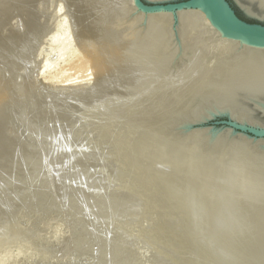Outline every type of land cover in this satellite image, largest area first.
<instances>
[{"label":"bare ground","instance_id":"6f19581e","mask_svg":"<svg viewBox=\"0 0 264 264\" xmlns=\"http://www.w3.org/2000/svg\"><path fill=\"white\" fill-rule=\"evenodd\" d=\"M55 1H53V5L56 4L57 1ZM123 1L125 3L123 2L118 5L117 13L123 16V22L125 24V28H127L128 31L130 41L126 43V46L128 45V47L131 48L130 45L133 41V43L136 42V44L140 46L138 47L139 49L141 48V46H143L144 48L143 52L141 50L143 48L140 49V51L143 53V56L141 54L138 55L139 57L136 54L131 55H134L132 59H137L136 61H139L138 58L141 59L140 56H142V59L140 61L142 65L141 67L142 69L144 68V72H146V78H144L145 74L142 71L144 74L143 78L145 79L143 83L141 85L139 84L140 86H137L138 83L143 80V78L141 80V76H143V74H140L141 76L138 74L140 77L138 76L139 82L137 83L136 81L137 85L135 82H132L135 78L131 79V81L128 79L129 84L131 82L133 84V87H135V85L137 86L135 89H133L131 85H129V88L133 89L129 90V88L124 84L125 79L127 80V76H125V74L128 70L123 71L119 69L125 63L124 60H128L129 52H135L136 47L133 48L135 50L130 49L133 51L128 52L126 49L121 51L119 48V34H116L114 32H107L109 35L103 33L101 34V36H104V38H101V36L99 35V39H97L94 35L96 42L98 40L101 41H98L97 43L94 42L95 40L93 41V38L89 40V38L87 37V41L94 42L95 45H92L91 43L92 47L98 44V48L94 49H99L98 51L100 59H94V61L96 62L94 63L92 55L90 56L89 54L88 58L93 61L91 62V64H93L94 66L89 63V60H80L82 63L78 64L77 61L76 68L79 72L85 74L88 68H95V66L98 65L97 61L99 60L98 62H100L101 64L98 65L100 67V71L103 70V63L104 69L108 71V73L119 70L118 73L114 76V78L118 83L123 82L124 87H127L129 92L125 93L124 99L119 101L116 100V97H114L115 99L111 97L113 99V105L112 103H108L105 100L104 102L107 105L111 104V106H114V111L116 114L114 113L113 109V113H111L112 111L110 109H107L110 110L107 113L115 114L117 120H119V123H124L123 125H125L126 128L130 126L129 124L132 121H135V123L137 122V124H133L132 122L131 124L133 126L130 127L132 129L134 128L133 130L135 132V136L138 135V130H140V133L138 135L139 137H141V135L144 133L143 136L145 137L142 136L143 139H138L143 143V145L141 144L142 147L144 146V144L148 146L146 148V151L148 149V152L144 151V155H146V153L148 155L151 154H149L150 147L156 150V152H161L165 149L166 153L169 154L167 155V157L170 156L172 160L169 159L170 157L168 158L169 161L167 160V158L165 160L162 158V160H164L165 162L167 161L166 165L171 160V162H174L176 166L175 168H173L171 165L172 163H169V167L164 166L165 170H167V173H162V169H159V171L161 172H158V168H160V166L158 168L156 166L161 163H157L156 166V163L153 164L154 166H150L149 163L151 160V155L150 157H148L147 155L146 158L142 154L140 150V148L142 149V147L140 146L139 149L135 150L136 154L134 152H131L129 146L127 148H129L130 150L126 148L129 143L125 144V140H123L125 142L123 143L121 139L120 143L123 145L125 144L124 153L126 152V150H129L128 154H126V158L124 157L123 151H121L123 155L120 154L119 147H121V150H123L122 148L124 147L119 144L120 138L118 139V144L121 146L118 145L117 148L114 147V154L118 152L119 158L122 155V161L124 160L126 162L125 170H122L124 175H122L121 171V174L119 175H122L123 178L133 177V180L134 178L136 180V177H138L137 180H139V182L137 181V183H139V185L133 184V186L137 185V187L135 186L137 189L139 186L138 193L134 192L136 189L132 190L135 195H138L139 191L141 190L140 195H138L140 196L139 199L141 198V192L145 197L142 200L140 199V202L138 203L134 202L138 199V196L136 200H134L135 197H133L134 199L131 197L133 199V203L139 205L138 210L136 205V209L133 210V212L136 210V214H138L137 211L140 213L141 218H138L137 216L138 220L136 222L142 224L143 227L140 228V226H138L139 230H136V225L135 227L133 226V228H135L134 230L132 227H130V225L137 223L131 222L128 218L129 223L131 222V224H128V228L127 226L125 227L127 228L125 229V233L127 232V230L130 231L129 228H132L134 231H138L135 232L136 235L134 234V238H136V241L135 239H132L133 236L131 235L134 231L132 233L129 232L127 234L129 235L131 233L130 235L132 237L129 236V240L132 239L134 240V242H136V247L134 244L132 245L133 248L135 247L134 251H138L141 248L143 250L139 251L138 253L137 251H132V249L130 251L134 253L130 252L129 255V242L125 243V241H128L126 237L127 234L126 236L123 235L125 239H123L122 235H120L122 238L120 237L119 239V237H117L118 239H115L116 237L113 235L114 239L113 237L111 238L113 240H116L113 242V240L110 238L112 240L113 245H109L111 243L110 240V243L108 244L109 247L107 244H105L107 242L103 243V246L105 244L106 248L100 247L101 257L99 258H102V260L99 259V261H104V264H107L106 262H109L108 264H264V140H255L241 133L236 134L230 129L218 130L212 128L199 127H195L194 129L191 128L193 124H197L204 118L206 119L207 117H210L211 115H214L216 113L229 114L234 120L239 121L242 124H251L254 126L264 127V48H255L252 46L243 45L239 42L223 37L215 28L212 27L208 19L200 11H183L178 13V24H176L174 23V16L171 14H155L144 16L136 11L132 0ZM148 1L159 2L165 0ZM235 1L246 11L248 15L257 16L264 19V0ZM59 4L60 2L58 1L57 5ZM57 10L58 9L56 6L55 9L52 10V12L56 15L58 12ZM109 22L107 23L110 24ZM84 35L85 33L83 34V36ZM86 36L87 35H85V37ZM59 39L61 38L59 37ZM61 41L62 42H60V40L58 41V38L56 40L57 44L58 42H60V44L62 45L63 40ZM54 43L55 42H53V46ZM89 43L90 42H87V44ZM91 46L89 45V47ZM91 48H89V50L90 53L93 54L94 52L93 49L91 52ZM129 48L127 49L129 50ZM98 51L96 52L98 53ZM42 52L44 53V51ZM38 54L41 53L39 52ZM95 56L99 57L97 54ZM88 58L86 55L85 59ZM127 60L126 62H128L130 58L128 61ZM129 63H131V60L129 61ZM136 63L137 62H135V66H138L140 64L139 62L137 64ZM71 67L70 69L72 70ZM98 69L99 68L97 67L96 70ZM105 70L104 72H101L103 75L104 73H106ZM100 71H98L99 73L96 74L100 75ZM140 71L141 69L136 73H140ZM79 75L80 73L78 74V76ZM103 75L101 76L103 77ZM108 75L110 76V74ZM107 76L104 78H107ZM135 76L136 78H138L137 74ZM74 82L75 83H72L70 86V93L74 96L75 99L88 97L89 95L94 97L96 95L97 92L95 90H97L98 87L95 89L94 84L92 85L89 82H80L77 79H75ZM119 84H117V86H119ZM121 85L117 87V90L119 91H117V94L120 93L119 89H121ZM124 87L122 86V88ZM97 91H99V89ZM100 91L103 92V90ZM106 91L107 93L108 91L112 93V90L107 89ZM121 91L123 92V90ZM1 92H3V89L1 90ZM100 93H97V95L100 96ZM3 94L5 93L3 92ZM97 95L95 96V99L92 97L95 102V105L97 102ZM104 95L107 96L106 94ZM4 96H2L3 99ZM101 96L98 98V100L100 99V101ZM119 98L121 99V97ZM104 99L106 98L104 97ZM115 100L118 102H115ZM100 101H98L99 105L105 104L104 102L103 104H101ZM114 102L116 104H114ZM103 106L104 108L107 107L106 105ZM92 114L90 116H92ZM71 121L72 124L77 122L78 125H80V121L78 122V119L73 121V118H71ZM66 123L65 126L67 129H63L61 127L56 131L60 130V134V132H62L61 130H63L64 133L62 137L64 139L66 138L67 141V138L69 136H65V131L69 130V128ZM69 124L72 126L71 122ZM91 124H94V122L90 123V127L88 126V122L86 124L89 129L87 127H84L85 123L84 126L82 124V130L83 128L87 129H85V134L87 133V131L88 133L91 131L90 128L93 127L91 126ZM74 125H76V123ZM100 125L101 124H99L98 127H100ZM71 126L70 130L74 127L77 129V125L74 127ZM95 126L96 125L94 124L93 129L95 128ZM142 126L146 129H143ZM105 127L106 129H108L106 125ZM105 127L102 126V128L104 129ZM75 128L72 130L74 131ZM126 128L125 131H127V135L130 134V131H133L132 129L128 131L126 130ZM111 129L112 128H109V131L104 130L105 133L101 134L102 136H106L107 132L109 133V135L104 137V141L105 139L106 141L108 140V142L106 143L103 142L102 144H98L96 141L97 139H100L97 137L102 136L95 135L94 137L92 135L95 139L94 141L96 142V148L98 145L99 147H101V149H103L105 148V144H109L111 142H113L114 146L117 145V143H115L117 142V139H115L114 141V137L112 136L114 135L112 134L113 132L111 133L112 135L110 134ZM70 132L73 136L75 134V136L77 137L76 132H74V134L72 131ZM67 133L68 135L71 134L69 133V131H67ZM54 134H56L55 137L57 139H62L61 136H57V132ZM79 134L81 135L82 133H78V135ZM39 135L43 136L40 133ZM50 135L52 136L53 133ZM86 135L90 136L91 134ZM109 136H112L113 138H110L112 140L111 142H109ZM53 137H51L52 139H50L52 140V143H54ZM73 138L75 139V137ZM59 139L58 141L60 142ZM77 139L78 138H76V141L71 140L70 142L75 141L77 144V142L81 140V143L80 145H78V148L79 146H81L82 149H85V147L87 148L90 146V142L89 146H86L88 142L86 141L87 143H84L86 145H83L82 141H85V139H88L90 141L91 138H79L78 141ZM101 140L103 141V137L101 138ZM49 141L48 145L51 144L49 143ZM64 141L65 140H63L62 143ZM66 141L64 143H66ZM92 141L93 138L91 139V145L95 147L94 144H92ZM59 142L57 143V145L62 144ZM67 142L69 145V138ZM55 145L53 144L52 146H54V149L56 148L57 151L60 147H55ZM71 145L72 143L70 144V146ZM102 146L104 147L102 148ZM154 146H156L157 148ZM65 147H67V145ZM65 147V151H63L62 154L68 152ZM158 147H162V150ZM69 148L70 147L68 146V149ZM72 148H75V146L73 145ZM60 149L58 150L59 153ZM82 149L80 150V152H78L79 156H82L81 153L85 151ZM88 149L91 150L92 147L90 146V148ZM101 149L98 150L93 148V150L97 152V155L98 153L100 154V152L103 151ZM116 149L118 151H116ZM143 149L145 150V146ZM152 149L150 150L153 154H155L153 155L155 157L157 153L155 151L154 153ZM72 150H70L69 152H72ZM90 150H88V152ZM74 151H76V149L73 150L71 157L78 158L79 156L76 157L77 152L74 153ZM109 151L110 149L108 150V152ZM95 152L92 153L95 154ZM130 152L135 154L133 158V154H129ZM73 153L76 155L74 156ZM83 154L86 153L84 152ZM161 154L163 156V152ZM161 154H157V156L159 157ZM89 155L91 156L92 154L89 153ZM128 155H130L131 158L135 159V161L137 162L136 164H134V167V160L133 163L132 161L130 163H127L126 159L128 160V158L130 157H128ZM110 156L108 157L110 158ZM157 156V159L153 158V161L151 160L153 163L159 160ZM108 161L110 162V160ZM147 161L149 162L148 165L151 167V169L152 167H155L153 168L154 175L152 174L153 169L151 170V174L149 173L150 170L147 171L148 168L150 169V167L146 164ZM116 162H118V160H115L114 163ZM123 162H118V165L119 163H122L121 166L124 165L125 162L124 164ZM131 163L132 165L130 166L129 164ZM107 164L109 165V163ZM107 164H105V166L108 172V170L110 169H108L109 167H107ZM143 164L146 165L147 176L142 172V169L145 170V165ZM111 165H114L113 162L111 163ZM127 165H129V167H127ZM89 167L92 168L91 166H88L87 168ZM87 168H84V173L86 174L91 171L90 168L87 171ZM106 168L103 169V172L107 174V172L104 171L106 170ZM123 168L124 166L122 167V169ZM126 168H128L129 171H127ZM169 168L170 170H172V172L173 169H176V172L170 175L171 171L168 172ZM120 169H115L114 165V168L111 171L113 173L115 170H117L115 171L117 173ZM155 170L157 172H155ZM128 172V175L130 177L126 176V173ZM112 173L111 177H109L108 175V177L111 178L110 181L113 180L114 183H116V181L119 180V182L117 183L120 184V176L118 175V180H115L117 179V176L115 177L114 175V178H112L114 174ZM178 175H180V177L182 175L183 180ZM128 180H130V182L132 181L131 178ZM121 181V184H123L125 187V184L123 183L124 180L121 179ZM51 182L52 181H50L49 183V181H47V183L49 184H52ZM53 182H55V180ZM127 182L129 181H126L125 183ZM130 182L127 184H131L132 186V183ZM54 184L51 186H54ZM114 190L112 192H114ZM117 192L116 194L119 193ZM33 193L35 194V192ZM120 193L122 195L116 196H122L121 198L123 199V194L125 192L121 191ZM126 193L124 195H127ZM134 193H132V196L134 195ZM36 197L37 198L34 199L40 200L42 205V203H44V201H41L42 198H39V196H37V193ZM73 197L74 198L70 199L72 202L70 201L68 203H71V205H76V201L74 204V201L72 200H75V196ZM125 198L126 197H124L123 200H125ZM107 199L109 198L107 197ZM126 200H128V198ZM131 202L132 201H130V203L128 202V205L125 204L129 207L127 209V211L129 210V212L127 213L130 215L133 213H130V210L134 207L133 203L132 208L129 206ZM4 203L7 204L8 202L5 201ZM68 203H66V205H69ZM107 203H109V201H107ZM117 204V207L115 205L114 206L116 208H119L120 204ZM45 205H48V203H45ZM112 207L113 206H111L110 209ZM46 208L49 212L50 208L48 209V206ZM52 209L53 208H51L50 210L52 211ZM114 209L111 212H115ZM120 209H122V207H120ZM64 210H61L62 214ZM108 210H106L105 212H107ZM115 210L118 211L119 209ZM59 212L60 211H58L59 215L56 212L54 214L49 212L50 215H44L37 225L31 223L28 216H20L21 214L12 215L16 216L15 218L8 216V220L6 219V217L3 218L6 220L0 222V264L4 261H1V252L6 250L7 248L22 246V243L23 246L28 247L27 244L24 245V242L29 244L32 243V245L30 244L31 247L35 244L33 242L36 241L38 236H43L47 238L48 241H52L53 239H55V237L59 235L61 237L64 235V238H70V233L72 232L71 226L69 227L68 233H66L67 231H63V234L62 232H57L58 229H60V226L58 227V225L56 224H59L60 221L56 222V217H58V220L61 221H63L64 219H60L62 215ZM124 212H120V214L117 213V215L116 213H114V216L116 215L115 217H118L119 215L124 218V216L127 214H124ZM92 213L93 212L91 210V214ZM122 214H124V216H122ZM165 214L169 216V219L168 217L167 219H165ZM10 218L12 219L9 220ZM53 218L56 222V228H53L55 226H53L52 224L49 223L51 226H49L48 224V222H54ZM119 218H116L118 222L120 220ZM122 219L121 222L124 221V219ZM139 219H143L144 221L140 220V222H138ZM110 220L107 221L109 222ZM0 221H2V219ZM127 221L128 220L126 218L125 222ZM132 221H134V219ZM116 222L117 221L115 220V224H117ZM125 222L123 223L125 224ZM45 225L46 228L48 226L49 229L44 228ZM59 225L63 226V224L61 223ZM51 228L55 230L58 228L56 233L59 235L53 233L55 231L53 229L50 230ZM116 230L118 232V228H116ZM178 231L182 232L180 233ZM64 232L66 234H64ZM122 233L124 234L123 231ZM145 238L146 240H148V242L144 240ZM121 239L123 241H121ZM143 240L148 244H153L154 248L152 249L151 247H149L148 244V246L145 244L144 246ZM140 244H142L141 246H143L144 248L141 246V248H138Z\"/></svg>","mask_w":264,"mask_h":264},{"label":"rangeland","instance_id":"374dc122","mask_svg":"<svg viewBox=\"0 0 264 264\" xmlns=\"http://www.w3.org/2000/svg\"><path fill=\"white\" fill-rule=\"evenodd\" d=\"M53 1L55 0H0V100H1L0 101V220L2 219V221L0 222H3L6 219L8 220L7 218L8 216L15 218L16 216H12V215L21 214L20 216L22 215L26 217L28 216V218L30 219V222L33 223L34 225H37L44 215L46 216L50 215L49 212L53 214L56 212L58 214V211H60L59 213L62 215L60 219H63V218L64 219L63 221H61V220H58L59 219L58 217H56L57 219L56 222L60 221L59 224L61 223L63 224V226L56 224L58 225V227L60 226L59 227L60 229L57 228L58 231L57 229L56 230L53 229L57 227L55 225L56 222H55V219H54L55 217H54L53 218L54 220L52 219L54 222H48V224L50 223L53 226H55L51 228L50 230L53 229L55 231L53 233H56L57 231L58 233L62 232L63 234V231L65 232L67 231L66 233H68L69 227L71 226L72 232L70 233V238L68 237L64 238V235L61 237L59 234L56 233L59 236L56 235L57 237H55V239H53L52 241H48L47 238L43 236H38L36 241L33 242L35 244L31 247H30V244L32 245V243L29 244V243L24 242V245L27 244L28 247L23 246V243H22V246L7 248L3 252H1L2 253L1 257L5 258V259L1 258V261L2 260L5 261V262L4 261L1 262V264H104L105 263L104 261H99V259L102 260V258H99L101 257L100 247L106 248L105 244L108 245L110 243V240L112 239L111 237H113V235L116 237L115 239H118L117 237H119L120 239L121 237L120 235L126 236L127 233L129 232L132 233L135 230V228L136 230L137 229L139 230L138 226H140V228L143 227L142 224L136 222L138 218H141L140 213L137 211L138 214H136V210L134 211L135 213L133 212V210L136 209V206H137V210L139 209V205L135 203L140 202V199L142 200L145 197L143 196V193L141 192V198L139 199L140 196L138 195H140L141 190L139 191L138 195H135L134 193V192L138 193L139 186H138V189L136 188L137 185L133 186V184L139 185V183H137V181L139 182V180H137L138 177H136L137 178L136 180L135 178L133 180V177H130L128 175L129 174L128 172L126 173V176L127 177L129 176L132 181L130 182V180H128L130 178H123L122 175L124 174L122 170H125L126 162L123 160L125 162L124 164V162L122 161L123 158L121 159V156L123 155L121 151H123L124 153L125 144L129 143L126 146V148L129 146L131 150L129 148L127 149L135 153V150L139 149V146L142 147L143 145V143L139 141L138 139L139 138L141 139L144 133L142 135L140 134L141 137H139L138 135L140 133V130H138L137 131L138 137L135 136V132L133 130L134 128L132 129L130 127V126H133L131 123L133 122L134 124L135 121H132V122L130 121L131 123L130 124L128 123L130 126L129 127L127 126L129 129L126 128L125 125H123L124 123L122 122L119 123V120H117V117L115 115L116 113L114 111V106H111V104L107 105L104 101L106 100V102L112 103L113 105L112 101L113 99H115L114 97H116V100L118 101L122 100L124 99L125 93L129 92V90L135 89L137 86H140L143 83V81L145 80L144 78H146V74H145L146 72H144V68L142 69L141 67L142 65L140 61L143 56L142 52L144 48L143 46H141V48H143V49L140 48L142 50L141 52L140 49L138 48L140 46L136 44V42L133 43V41L131 45L129 44L131 48H129L128 45L126 46V43L130 41L129 36H128V31H127V28H125V24L123 22V16L117 13L118 5L123 3L124 2L123 0H114V1L113 0H63V1L56 0L57 2L55 1L56 4L54 5H53ZM58 1L60 2L59 5H57ZM55 5L57 6V9H58L57 10L58 12L56 15L52 12V10L55 9L56 7ZM242 17L245 18L243 14H242ZM106 21L109 22L110 24H108ZM107 32H111V33L114 32L116 34L117 33L119 34L118 35L119 48L121 51H123L124 49H126L128 52L133 51L135 50L133 48L136 47L137 51L135 50V52H132V53L129 52L130 55L128 54L131 60V63H129L130 61L129 58H128L129 61L125 59L124 60L125 63L119 69L123 71L125 70L129 71V72L127 71L128 75L127 73L125 74V76H127V80L125 79L124 84L128 88H129V85H131L133 89L129 88L128 90L127 87L126 88L124 87L123 82L122 83L119 82L120 83L119 84L115 80L114 76L118 73L119 70L108 73V71L104 69V63H103L102 64L103 70L100 71V67L98 65H101V64L100 62H98L99 60L97 61L98 65H96L95 68L94 67L88 68L87 72L86 73L84 72L85 74H82V72H79L78 69L76 68L77 61H78V64H81L82 62L80 60H83V61L89 60V63L91 64V62H93L94 59L96 60L100 59V55L98 51L99 49L96 50L98 48L97 47L98 44L92 47L91 43L92 45H95L94 42L97 43L98 41H100L98 40L96 42L95 37L99 39L101 34L103 33L108 34ZM82 33L83 34L85 33V35L87 36L86 37L85 35L83 36ZM59 37L61 39H59ZM87 37L89 38V40L93 38V41L94 40L95 41L94 42L87 41L88 40ZM102 37L104 38V36H101V38ZM57 38H58V41L60 40V42H62L61 40H63L62 45L60 44V42H58L57 44L56 42ZM105 38H106V35H105ZM53 42H55L54 46H53ZM87 42H90V43L87 44ZM89 45L92 48L89 47ZM88 47L91 48V52L93 49L94 56L93 54L90 53V50ZM127 48H129V50ZM130 49H133V50H130ZM138 49H139V53H138ZM42 51H44V53ZM96 51H98V53ZM39 52L42 55L38 54ZM95 52L99 57L95 56L96 55ZM89 54L90 56L92 55L93 61H91V59L88 58ZM132 54L134 55L136 54L137 56L141 54L142 55L140 56L141 59H139L138 58L139 56H138L134 58H138L139 61H136L137 59L133 60L132 58L134 55L131 56ZM86 55L88 59H85ZM126 60L128 62H126ZM133 61L137 63L139 62L140 64L136 66L141 67V68H137L135 66V62ZM94 63L96 62L94 61ZM72 65L74 66V68ZM70 67L72 68V70L70 69ZM97 67L99 68L98 70H96ZM105 68H106V65H105ZM140 69H141L140 73H136ZM93 70L96 72H94ZM104 70L106 72L104 73L105 76L101 73V72H104ZM98 71H100L101 73L100 75L96 74V73H99ZM142 71L144 72L145 77ZM79 73H80L79 75L80 77L78 76ZM106 74L107 75L110 74V76L109 75L107 76ZM136 74H137V77L140 74L141 75L143 74V76L140 75L141 80L144 77L141 82H139L138 80L140 76L136 78L135 76ZM96 75L98 76L99 79L97 78ZM101 75H103V77ZM106 76L107 78H104ZM75 79H77L80 82H89L92 85L94 84L95 89L98 87L97 90L99 89V91L97 90L95 91L97 93L101 92L100 96L101 95L103 96L104 94H106L107 96L105 95L103 97L101 96V101H100V99L98 100L100 96H98L96 93L97 102L100 101L101 104H103L104 102L105 104L103 105H106L107 107L104 108L103 105H99V102L98 104L96 102V105H95V102L93 100V98L95 99V96H96L95 92H94V95H95L94 97L89 95L88 97L75 99L74 96L70 93L71 91L70 86L72 83H75L74 82ZM128 79L130 81L131 79H134L135 81L133 80L132 81L133 83L134 82L136 83V81L137 83L138 82L139 83L138 85L136 83L137 86L134 84L135 87H133V84L131 82L129 84ZM117 84H119V86L122 84L121 89L118 88L120 90L119 94H117V91H118L117 87H119L117 86ZM122 86L124 88H122ZM111 87H113L114 89ZM2 89L5 94L1 92ZM107 89L112 90L111 91L112 93H110V91H108L107 93L106 91ZM100 90H103V92ZM121 90H123L124 93ZM4 95L5 96L7 95V96L5 97ZM2 96H4V99L2 98ZM104 97L106 99H104ZM111 97H113V99ZM119 97H121V99ZM116 100L115 102H118ZM115 102L114 104H116ZM108 106H110L111 108ZM107 109H110L111 111L113 109L115 114H111L113 113V111L111 113H107L110 111ZM88 110H89V113H88ZM91 114L92 116H90ZM70 117L73 118V121L78 119V122L80 121V125H78L77 122H75L77 126L74 125L75 123L72 124ZM79 119H82V120H79ZM70 122L72 126L73 127L76 126L77 129L74 127L75 128L74 131L72 130L74 128H71L70 130V126H71L69 124ZM87 122H88L89 127H90L91 122H94V124L96 125L95 128L93 129L94 124H91V126H93L92 128H90L91 133L90 132L88 133V131L86 133V134H91L90 136L93 135L94 137L95 135L102 136L101 134L105 133L104 130L109 131V128H112L111 129L112 131L110 130V134L113 132L112 134L114 135L112 134L111 135L114 137V141L115 139H117V142H115L117 143V145L115 146L113 145V142H111L112 141L111 139L113 138L112 136H109V140H110L109 142H111L109 143L110 145L108 143L105 144V148H103L104 146H102L103 149H101V147L97 145V148H96V144H95L96 142L98 144H102L103 142L105 143L108 142V140L106 141V139L104 141V137L109 135V133L107 132L106 136L105 135L102 136L103 141L101 140L102 137H97L100 140L97 139V141L95 142L94 141L95 139L93 136L90 137L88 135L89 136L88 137L85 134L86 128H83L82 130L81 126L82 124L84 126V123H85L84 127L88 128V126L86 125ZM65 123L68 125V128H69V130H66V131L64 130L67 134V135L65 134V136L66 137L69 136L68 137L69 142L71 140L76 141V138L78 139L79 138L80 139L81 138H89V139L93 138L92 144H94L95 147L91 145V139L90 141L88 139H85V141H82L83 145H86L84 144L86 141L88 142V143L86 142L87 143L86 146H89V142H90V146L92 147L91 150L88 149L90 148V146L87 148L85 147V149H82L81 146H79L78 148V145H80L81 143V140L78 141V139H77L78 141L77 144L75 141H72L68 145V142H67L68 138L66 141V138L64 139L62 137L64 133L63 130H61L62 132H60V134H59L60 130L56 131L57 129L61 127L63 129H67L65 126ZM99 124H101L100 125L101 130H100V127H98ZM135 124H137V122ZM105 125L108 127V129H106ZM102 126L105 127V129L102 128ZM125 128L128 131H130V129H132L133 131H130V134L127 135V131H125ZM142 128L146 129L143 126ZM55 131L59 134V135L57 134V136L58 137L61 136L62 139L66 141V143H64L65 141L62 143L63 140L62 139L60 140L59 138L58 139L60 140V142L58 141V139L55 137L56 134H54L56 133ZM67 131H69V133H71L70 131H72L73 134L74 132H76L77 137L75 136V134L73 136L72 133L68 135ZM83 132L85 135L83 134ZM39 133L42 134L43 136L39 135ZM52 133L54 137L53 135L52 136L50 135ZM78 133H82L83 135L82 134L78 135ZM48 134L54 138L53 140L54 143H52V140H50L52 138ZM71 136L75 137V139ZM48 138L50 141L48 140ZM118 139H119V144H121L120 143L121 139L123 143L126 142L124 145L121 144L124 147L122 148L123 150H121V147H119L120 154H122L120 158L118 156V152L114 154L115 148H117L119 145ZM123 140H125V142ZM48 141L52 145L53 144L55 145V142L57 141L55 147L56 146L58 148L62 147L61 148L62 151L60 148H59L60 153L58 152L59 149L56 151V148L54 149V146H52L51 144L48 145ZM98 141H101V142H98ZM58 142L62 144L57 145ZM138 142H141V143H138ZM71 143H72L71 146L73 147L74 145L75 148H72L70 146ZM137 143L140 145H138ZM64 144L65 146L67 145V147H65ZM68 146L70 147L69 148L70 150L76 149L74 153L77 152V155L73 153V155L74 156L76 155V157L79 156L78 152H80L81 149L85 150L84 152L86 154H83L84 153L83 152L81 153L82 156L80 155L78 158H72L71 155H72L73 150L72 152H69L70 150L68 149ZM144 146H145V150L143 149ZM144 146L142 147V149L140 148L143 155L145 153L144 151H146V148L148 147L145 144ZM64 147L68 150V152H65L64 154H62L63 151H65ZM93 148L98 149V150L99 149L103 150V151L100 150L101 155L99 153L97 155V152H95ZM158 148L159 149L161 148L162 150V147H158ZM109 149L110 151L108 152ZM150 149L152 148L151 147L149 148V154L151 153L150 155H151L152 161H153V158L157 159L156 158L157 154L159 155L163 152V156L162 154L159 157L157 156L159 159L157 160L158 162L155 161L153 163L150 160L151 164L148 162L149 161L148 160L149 158H148L147 159L148 161L146 162V164L148 165L149 163V165L151 166L156 163L155 164L156 166L157 163H161L163 167L161 166V164L156 166L157 168L160 166V168H158V172H161L159 171V169L160 170L162 169V173L164 174L167 173V170H165L164 166L169 167V163H172L171 157L170 156L167 157V155L169 154L166 153L165 149L161 152L160 151L156 152V150L152 149L153 152L155 151L157 153L156 156L154 157L153 155L155 154H153ZM88 150L90 151L88 152ZM129 150H126V152L124 153V157L127 158L126 154H128ZM112 151H113V154H112ZM116 151L118 150L116 149ZM92 152H95L97 156L93 154ZM107 152L108 154L111 153L112 155L111 154L108 155ZM131 152L129 154H133ZM146 152H148V149ZM89 153L92 155L90 156ZM135 154L132 155V158ZM147 155L148 154L146 153V155L144 156L146 157ZM150 155H148V157H150ZM108 156H110V158ZM129 156L130 155H128V157ZM111 157H112V160H111ZM113 158H114V161H113ZM132 158L130 156L128 160L126 159L127 163L128 162L130 163L131 161L133 163V160L135 161V159H132ZM162 158L164 160L166 158L167 160L168 158L171 160L166 165L167 161L165 162L164 160H162ZM108 160H110V162ZM115 160H118V162H123L124 165L121 166L122 163L121 164L119 163L118 165V162H116L117 164L114 163ZM106 162L109 163V165ZM112 162L115 165V169H120L121 167V169L118 171L119 173L117 172L118 174L115 172L117 170L113 172L114 174L112 173L111 170L114 168V165H111ZM132 163L129 165L131 166ZM136 163H137L136 161L135 163H133V167H134V164ZM105 164H107L108 165L107 167H109L108 169H110L108 170V172H107V168ZM173 164L174 162L171 165L173 168H175L176 165L175 164L173 165ZM110 165L111 167L112 166L113 167L111 168ZM129 165H127V167H129ZM88 166H91L93 169L89 167L91 171H89L86 174L84 173L85 171L84 168H87ZM123 166L124 168L122 169ZM89 168H87V171ZM104 168H106V170L104 171H106L107 174L103 172ZM153 168L155 167H152V169ZM126 169L127 171H129L128 168ZM152 169L150 167V169L148 168L147 171L150 170L149 172L150 174L153 171L152 174L154 175V169L153 170ZM142 170H143L142 171L143 174L146 175L147 174L146 165H145V170L144 169ZM120 171L122 175H119L121 174ZM169 171H171L170 175H172V173L174 174V172H176V169H173V172H172V170H170L169 168L168 172ZM155 172L157 171L155 170ZM111 173L113 174L112 178H114V175L115 177L117 176L116 177L117 179L115 180H118V175H119L120 184L122 182L121 179L124 180L123 183L125 184V187L123 184H121L123 185L121 186L119 183H117L119 182V180L116 181V183H114L113 180L110 181L111 178L109 177L112 176ZM178 176L180 177V175ZM182 177L183 176L181 175L180 178ZM54 180L55 182H53ZM47 181H49V183L50 181H52L51 182L52 184L47 183ZM126 181H129L130 183H132V186L134 188L131 186V184H127L129 182L125 183ZM133 181H136V182H133ZM53 184L54 186H51ZM111 186L112 188L113 187L114 188L112 189ZM126 187L130 188L131 190ZM132 189L133 190L136 189V190L133 192ZM113 190L114 192H112ZM117 190L119 193L121 191H124L125 193L128 192L126 193L127 195H124L125 193L123 194V196L126 197L125 200H123L124 197L123 199L121 198L122 196L121 197L116 196V195H122L121 193L119 194ZM130 191L134 193L133 196ZM31 192L32 193L35 192V194L34 193L32 194ZM116 192L118 194H116ZM36 193H37V196H39V198H42L41 201H44V203H42L43 206L41 205L40 200L34 199V198H37ZM73 196H75V200L74 199L72 200L74 201V204L76 201V205L72 204L73 205L72 206L71 203H68V202L71 201L70 200L71 198H74ZM109 196L110 197L113 196L111 197L113 199H111ZM137 196H138V199H137ZM107 197L109 199H107ZM131 197L132 198L135 197V199L134 198L133 199L134 200L137 199L138 201L136 200L137 202L134 201L135 203H133V199ZM127 198L128 200H126ZM112 200L116 201L118 204ZM5 201L8 203L7 204L4 203ZM107 201H109V203H107ZM111 201L113 202V204ZM120 201L122 203L125 201L126 203L124 202L122 204ZM130 201L132 202L129 206L132 208L133 206L132 203H133L135 207V208L133 207L132 209L130 208L132 210V211L130 210V213L133 212L132 214L134 216L132 214L131 215L134 218L130 214L127 213L129 212V210L127 211V209L129 208L127 205L130 203ZM45 203H48V205H45ZM66 203H68L70 206L66 205ZM107 204L109 205V207ZM116 204L117 205L120 204L119 208H116L117 207ZM122 205L124 206V208ZM45 206L46 207L48 206V209L53 208L52 211L49 209V212H48ZM111 206L119 210L117 211L113 207L110 209ZM65 207L67 208V210ZM120 207H122V209L126 212L120 209ZM62 209L64 210L63 212L64 216L61 211ZM113 209L115 212H111L113 211ZM91 210L93 212L92 214H91ZM106 210L108 211L105 212ZM120 212L122 213L124 212V214L127 213L128 215L126 214L124 216V214H122L124 218L119 215L118 217H115L117 213L120 214ZM46 213H49V214H46ZM105 213H108V214H105ZM114 213H116L115 216H114ZM165 216H166L165 219H167V217L169 219V216L167 214H165ZM5 217L6 219H3ZM125 217L127 218L128 223L125 222L126 220ZM12 218H10L9 220H11ZM114 218L117 221L116 222L117 224H115ZM116 218L120 219L119 222ZM122 218L124 219L123 222H125V224L121 222ZM128 218L130 219L131 222H136L137 224L135 223L131 224V222L129 223ZM132 218L134 219V221H132L133 220ZM107 220H110V221L108 222ZM140 220H143V219H139L138 222H140ZM107 223L110 225H108ZM50 224L49 226H51ZM128 224H131L132 226L130 225V227L132 228L133 226L135 227L136 225L137 227L133 228L134 230L132 228H129L130 231L127 230V232L125 233L126 231L125 229H127L129 226ZM111 225H115V226H111ZM126 226L127 228H125ZM114 227L118 228V232L116 228ZM44 228H46V225ZM46 229H49L48 226ZM115 230L117 233L115 232ZM122 231L124 232V234L122 233ZM65 232L64 234H66ZM135 232H138V231H134L132 234L130 233L133 237L130 234L129 235L127 234L126 237L128 241L124 240L125 243L129 242L128 243V247L130 246L128 248L129 255H130V252L134 251L136 247L135 245L136 242L132 240V239H135L136 241V238H134V236L136 235ZM178 232L181 233L182 231H178ZM124 236H123V239H125ZM129 236L132 237V239H130L131 241L129 240ZM112 240L109 245H113ZM144 240H146V238ZM144 240H143V245L144 244L147 245L148 243H146ZM114 241L116 240H113V242ZM121 241L123 240L121 239ZM146 241L148 242V240ZM103 243H105L104 246H103ZM133 244L135 245L134 248L132 246ZM141 245L142 244H140L138 248ZM148 245L152 249L154 248L153 244L151 245L150 243ZM141 250L143 249L141 248L138 251L137 250L135 251L139 253V251ZM106 263L108 264L109 262H106Z\"/></svg>","mask_w":264,"mask_h":264},{"label":"water","instance_id":"95a60500","mask_svg":"<svg viewBox=\"0 0 264 264\" xmlns=\"http://www.w3.org/2000/svg\"><path fill=\"white\" fill-rule=\"evenodd\" d=\"M132 2L138 13L144 16L171 14L176 24H178V13L200 11L223 37L243 45L264 48V19L248 15L235 0H165L159 2L132 0ZM195 127L230 129L236 134L241 133L255 140H264V127L242 124L226 113H216L204 118L191 126L192 129Z\"/></svg>","mask_w":264,"mask_h":264}]
</instances>
